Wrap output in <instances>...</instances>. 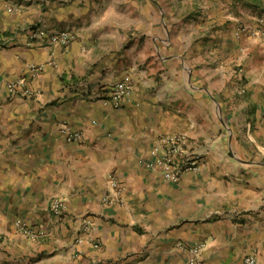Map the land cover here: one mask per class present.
Masks as SVG:
<instances>
[{
    "label": "crops",
    "instance_id": "obj_1",
    "mask_svg": "<svg viewBox=\"0 0 264 264\" xmlns=\"http://www.w3.org/2000/svg\"><path fill=\"white\" fill-rule=\"evenodd\" d=\"M260 18L264 0H0V264H190L179 242L206 244L200 264L252 247L264 264ZM41 27L73 38L32 39ZM125 76L133 92L112 107ZM14 79L37 94H10ZM187 131L212 150L200 171L169 182L140 162ZM112 174L125 206L103 200Z\"/></svg>",
    "mask_w": 264,
    "mask_h": 264
},
{
    "label": "built area",
    "instance_id": "obj_2",
    "mask_svg": "<svg viewBox=\"0 0 264 264\" xmlns=\"http://www.w3.org/2000/svg\"><path fill=\"white\" fill-rule=\"evenodd\" d=\"M261 34L264 38V18H260L258 28L253 34ZM32 39L48 38L52 42L59 43L63 46L69 44L72 40V34L67 30H49L47 28H38L32 30ZM134 85L130 76L121 78L110 89V94L106 98V103L112 107L119 108L126 98L131 96ZM8 91L10 94H22L32 96L37 94L30 88L23 79H14L8 83ZM194 123L191 122V128ZM60 131L64 138L69 142L79 143L83 141L84 134L81 130L71 127L67 122L60 124ZM211 147L207 143L195 147L192 144V136L190 132L167 133L159 135L156 142L151 148V158L141 160L150 170L157 172L165 181L180 182L183 176L188 172L200 171L204 165L206 157L211 154ZM109 193L104 196L103 200L107 204H116L125 206L127 199L125 195L126 187L114 174L108 177ZM64 200L55 198L51 202V210L54 215L59 218L65 216L67 210ZM17 228L29 238H36L38 232L36 229L23 218H19L15 222ZM86 228H89V221L84 222ZM99 246V243L95 244ZM205 243L187 244L179 242L181 249L189 251L191 254L190 264H200L201 253L205 248ZM243 264H261L259 261V252L257 248L252 247L247 250Z\"/></svg>",
    "mask_w": 264,
    "mask_h": 264
}]
</instances>
